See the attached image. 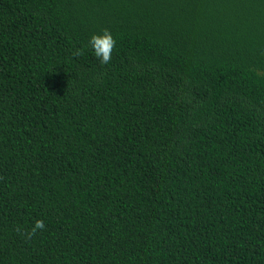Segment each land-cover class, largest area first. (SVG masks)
<instances>
[{
    "label": "trees",
    "instance_id": "obj_1",
    "mask_svg": "<svg viewBox=\"0 0 264 264\" xmlns=\"http://www.w3.org/2000/svg\"><path fill=\"white\" fill-rule=\"evenodd\" d=\"M0 264H264V0H0Z\"/></svg>",
    "mask_w": 264,
    "mask_h": 264
},
{
    "label": "clouds",
    "instance_id": "obj_2",
    "mask_svg": "<svg viewBox=\"0 0 264 264\" xmlns=\"http://www.w3.org/2000/svg\"><path fill=\"white\" fill-rule=\"evenodd\" d=\"M88 43L93 49L95 56L100 60L101 64H108L111 61L112 52L116 46V40L107 29L103 30L102 35H92ZM82 54L81 49H76L73 53L74 56H80ZM44 228L45 224L43 220H37L34 227L28 233V237L31 238L36 234L37 230H43ZM16 231L20 232V228L17 227Z\"/></svg>",
    "mask_w": 264,
    "mask_h": 264
}]
</instances>
